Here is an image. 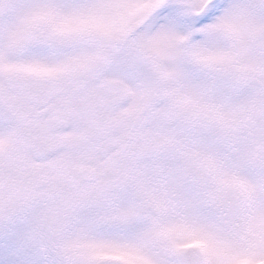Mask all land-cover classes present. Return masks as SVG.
<instances>
[{
	"label": "snow or ice",
	"instance_id": "obj_1",
	"mask_svg": "<svg viewBox=\"0 0 264 264\" xmlns=\"http://www.w3.org/2000/svg\"><path fill=\"white\" fill-rule=\"evenodd\" d=\"M0 264H264V0H0Z\"/></svg>",
	"mask_w": 264,
	"mask_h": 264
}]
</instances>
